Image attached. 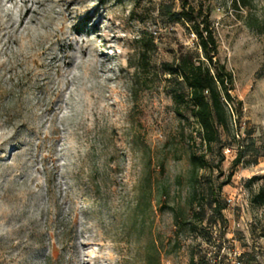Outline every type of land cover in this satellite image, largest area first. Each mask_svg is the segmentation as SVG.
Listing matches in <instances>:
<instances>
[{"label":"rangeland","instance_id":"rangeland-1","mask_svg":"<svg viewBox=\"0 0 264 264\" xmlns=\"http://www.w3.org/2000/svg\"><path fill=\"white\" fill-rule=\"evenodd\" d=\"M186 1L208 11L240 101L247 154L221 188L226 223L199 196L237 142L221 132L194 180L197 125L174 112L159 69L196 49L159 9L180 0H0V264H201L212 238L264 264L260 180L247 183L264 174V33L232 0ZM250 12L264 18V0ZM141 37L149 73L134 77Z\"/></svg>","mask_w":264,"mask_h":264},{"label":"trees","instance_id":"trees-1","mask_svg":"<svg viewBox=\"0 0 264 264\" xmlns=\"http://www.w3.org/2000/svg\"><path fill=\"white\" fill-rule=\"evenodd\" d=\"M232 2L237 9L248 10L246 15L248 26L255 28L257 32L264 33V18L257 17L250 12L253 0H232ZM159 9L170 22H182L187 26L189 32L194 35L195 50L180 46L176 57L172 61H161L159 63L161 73L167 75L165 90L172 99L174 112L180 117L188 114L197 125L196 133L199 142H191V145L195 148L189 153V162L194 180H196L198 171L209 164L206 152H211L216 144L221 143V132L232 141L237 142L230 171L225 179L216 185L209 181L206 187L201 189L199 196L202 200H208L213 214L212 217L214 219L219 218L225 224L226 220L222 215L225 203L220 198L221 188L229 182L234 169L243 163L244 156L247 154L246 147L242 145L244 137L233 130L239 126L241 116L240 101L235 102V97L230 93L233 88V76L231 71L216 56L217 43L207 10L192 6L186 0H180L178 10L174 9L172 3H163ZM140 40L142 44L140 57L137 62L130 63L134 68L132 74L134 77H137L140 72H143L144 76L149 73V59L146 53L147 46L152 41L144 40L142 37ZM198 147L202 150H198ZM218 152H221L220 149ZM222 159L223 155L221 154L217 163ZM258 180H260V183L252 196V202L263 205L264 174L253 175L247 180V183L251 184ZM198 192L195 188L192 198L199 194ZM193 214L199 220H202L204 211L198 209ZM253 248L254 253L260 249L257 243ZM243 256L245 260L248 259V255ZM253 257L254 255H252ZM201 264H203L202 254Z\"/></svg>","mask_w":264,"mask_h":264},{"label":"built area","instance_id":"built-area-1","mask_svg":"<svg viewBox=\"0 0 264 264\" xmlns=\"http://www.w3.org/2000/svg\"><path fill=\"white\" fill-rule=\"evenodd\" d=\"M230 149L227 148V151ZM229 239L212 238L205 243L202 249L203 264H249L240 250L233 247L234 243ZM264 263V249L262 250ZM257 252L254 255L255 262H259Z\"/></svg>","mask_w":264,"mask_h":264}]
</instances>
